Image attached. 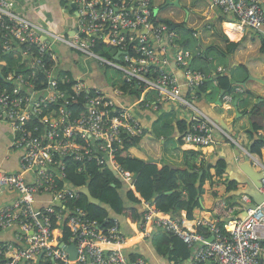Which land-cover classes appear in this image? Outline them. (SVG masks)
Here are the masks:
<instances>
[{
	"label": "built area",
	"instance_id": "2783aa9c",
	"mask_svg": "<svg viewBox=\"0 0 264 264\" xmlns=\"http://www.w3.org/2000/svg\"><path fill=\"white\" fill-rule=\"evenodd\" d=\"M70 1L76 5L75 24L72 34L64 36L21 15L12 0H0L3 36L28 44V73L9 70L6 80L13 87L0 88V118L12 124L14 145L21 151L19 172L0 169V194L18 193L17 200L0 210V231L14 230L11 241H0V264H39L41 260L148 264L144 257L130 258L123 251L128 240L118 218L105 227L85 208L67 205L69 195L77 197L78 191L88 185L77 187L74 193L68 183L61 185L59 181H66L67 159L71 157L78 170L95 160L102 167L110 165L130 182L116 152L124 135H143L144 129L133 106L119 100L135 94L144 108L157 110L164 101H170L181 110H196L194 92L212 76L192 66L193 58L200 53L179 46L177 31L156 14L155 0ZM210 1L233 16L242 29L264 34V0ZM2 44L0 35L1 66L3 53L13 50L12 44L3 48ZM70 55L83 63L71 65L72 75L61 72V59ZM170 55L184 70L192 96L184 95L179 78L170 70ZM45 58H52L54 63L43 68ZM92 64L115 69L121 77L113 86L94 85L85 76ZM150 93L156 97L150 98ZM224 99L234 101L232 94ZM191 123L183 137L187 143L203 147L214 143L215 128L222 129L203 113L193 117ZM260 182L264 192V175ZM41 195L50 198L37 206ZM248 201L244 196L243 203ZM223 202L217 203L215 213L226 217L225 226L205 220L203 225L208 226L209 234L188 228L180 219L144 202L140 234L149 235V226L155 225L178 236L191 251L190 264H264V203L244 207L246 216L232 219ZM63 221L71 230L69 242L64 241L61 231H54V224ZM73 242L76 260L65 248Z\"/></svg>",
	"mask_w": 264,
	"mask_h": 264
},
{
	"label": "crops",
	"instance_id": "0c3cea01",
	"mask_svg": "<svg viewBox=\"0 0 264 264\" xmlns=\"http://www.w3.org/2000/svg\"><path fill=\"white\" fill-rule=\"evenodd\" d=\"M12 1L15 3L16 10L29 20L60 35H71L75 16L74 12L69 10V6L71 7L70 0ZM178 1L179 4L175 3L176 0H155L153 8L161 21L168 22L171 28L175 25L172 29L176 30L177 34L181 33L180 37L183 35L186 39L185 45L180 43L181 40L178 39L181 48L200 53L199 56L197 54L193 58L192 66L197 70L206 71L205 73L212 76L205 80V83L208 84L202 92V97L197 96V99L194 100L193 105L198 111L196 112L195 109L181 110L176 102L170 101H164L157 110L151 107L144 108L135 94L124 96L119 101L125 106H133L134 115L144 129L145 135L143 134L144 137L140 145L132 148L130 154L133 157H142L143 159H147L148 156L152 157L151 161L157 164L158 169L163 168L164 165H169L181 171L188 170L196 175V186L199 187L202 184L200 205L194 209L192 217L188 216L186 199L181 206L174 209L170 214H166L180 219L188 228L209 234L208 226L203 225L205 220L216 222L220 226L226 220V217H220L215 213L219 201H224L225 209L231 218H242L245 217L246 210L244 207L261 204L256 203V200H260L259 196L264 195L260 188L261 185L258 186L255 182L258 180L261 184L260 181L263 176L260 178V175H264V157L251 151L255 138L247 133L251 124V118H247V115L250 117L247 111L253 107L249 104L245 109L242 105L247 99H249V103L251 100H258V104L264 103L262 101L264 100V48L262 47L264 34L254 30L257 34H252L250 28L242 29L239 22L233 19V16L225 14L220 7L214 5L210 0ZM66 3H70V5H66ZM41 5L44 6V11L40 10ZM172 6L177 8L171 9ZM159 9L164 12L162 15ZM181 26L188 28L185 33L192 34L194 40L192 49L189 48L191 39L179 31ZM243 39H245V43L241 44ZM232 42L239 45L236 50L229 52ZM14 52L17 55L8 54L2 57V65H8L15 70H25L28 61L23 60L18 51ZM74 58L82 63L80 58L72 55L62 58L61 62L66 65H73V63H77ZM238 67H242L248 76L257 79L251 81L248 77L239 78ZM170 70L179 78L184 95L189 96L190 94L192 96L186 83L187 78L184 70L176 64L173 55H170ZM221 71L232 78L234 93L244 94L242 103L239 102L238 98L234 101L224 99L227 92L215 79L217 72ZM88 79L97 86H113L114 84L110 78L108 80L104 71L96 67L95 64L91 66ZM250 82H257V84ZM239 87L243 89V92L237 91ZM149 96L150 98L156 97L155 93H150ZM244 110L247 111L244 112ZM201 113L207 115L220 128L224 129L238 144L233 139L228 138L226 134L224 135L222 129L221 131L215 128V140L210 146L198 148L182 145L179 142L181 136L179 120L185 119L191 122L193 117ZM162 118L170 119L171 125L159 121ZM259 119L264 123V113ZM158 133L162 135H157ZM257 137L264 138V130H260ZM14 138L15 130L12 124L0 118V169L9 172H19L21 168V151L15 147ZM192 149L197 150V152H190L189 150ZM108 168L114 174L110 165ZM126 171L131 178L130 182L124 177L114 174L122 184V197H124L127 206H135L143 214L145 211L144 203H133L127 195L131 189L135 191L136 174ZM199 172L203 173L200 174ZM26 175L28 179V173ZM203 176L205 179L202 183ZM136 195L140 196L138 192ZM244 196L249 197L247 203H243ZM17 198V192H2L0 194V210L10 206ZM49 198L47 195L39 196L36 200L37 206L44 205ZM102 203L105 204L104 207L107 208L111 218H118L122 231L128 240L123 251L130 258L144 257L148 264H190L191 256L184 259L178 256V253L173 252L174 244L171 241H165L169 235L162 228L150 225L148 228L150 234L142 236L140 234L142 221L138 224L132 223L125 215H120L114 211L109 204ZM13 234V229L0 231V241H11Z\"/></svg>",
	"mask_w": 264,
	"mask_h": 264
},
{
	"label": "trees",
	"instance_id": "16d2710c",
	"mask_svg": "<svg viewBox=\"0 0 264 264\" xmlns=\"http://www.w3.org/2000/svg\"><path fill=\"white\" fill-rule=\"evenodd\" d=\"M235 19V18H233ZM157 21H159L157 19ZM232 21V20H228ZM3 30L0 28V35L2 36L3 44L2 48L5 45L12 44L13 50L3 53L2 57L8 54H16L14 51H18L23 60L28 61V44H21L17 40L9 41L6 37L3 36ZM178 34L180 43L183 45L186 44V39L183 35ZM238 43L232 42L229 52L234 51L238 47ZM35 51L36 46L30 45ZM264 48V45L262 46ZM26 54H24V52ZM224 54V52H223ZM17 55V54H16ZM199 56V55H198ZM75 62L79 60L74 58ZM54 63L52 58H45L41 66L43 68L50 67ZM69 70H68V68ZM27 68V67H26ZM61 72L66 74H73L74 71L71 69V65L61 66ZM105 67H100L99 69L104 70ZM13 70L8 65H0V88L11 90L13 85L11 82L6 80L8 71ZM203 71V70H201ZM206 72V71H203ZM25 73H28V68L25 69ZM216 80L219 82V85L227 92V94H232L234 99L238 98L239 102H243V95L234 93V87L232 86V78L225 74L223 71L217 72ZM90 73H87L85 76L89 77ZM43 75V72L39 74ZM212 80V79H210ZM88 82L92 83L89 79ZM205 84V85H204ZM208 83L201 84L196 90L195 94L198 97H202V92L205 90ZM204 85V86H203ZM37 88L41 89V85L38 83ZM224 95V96H225ZM190 96V94H189ZM163 109V108H162ZM247 110H244L246 112ZM250 114L251 124L250 128L247 129V133L255 138L254 143L251 147V151L259 154L264 157V138L257 137V134L260 130H264V123L259 119L263 116L264 108H262L261 103H257L250 111H247ZM164 124L172 123L171 120H166L165 118L160 119ZM180 137L179 142L182 145H190L191 147L204 148L203 146H198L194 144L187 143L183 137V132L191 126V122L186 121L185 119H180ZM171 125V124H170ZM163 131V130H162ZM145 135V134H144ZM144 135H129L126 134L123 136V144L120 146L116 152L118 162L123 166L124 169L136 174L134 181L135 191L140 194L136 195L134 190L128 192V198L133 203L149 202L152 203L156 208L161 211L170 214L174 209L181 206L185 199L187 200V211L188 216L192 217L194 209L200 205V193H202V184L201 186H196L197 177L195 174L190 173L188 170L181 171L178 168L171 167L169 165H164L163 168L158 169L156 163L152 162V157L148 156L147 159L142 157L132 156L130 153L132 148L140 145ZM157 135H162L158 133ZM190 152H197V150H189ZM67 177L66 181L60 180L59 183L64 185L68 183V186L72 192L75 193L77 187L88 185L91 193L99 198L102 202L109 204L114 211L120 215H125L130 222L138 224L141 221L143 214L135 206H127L125 204V199L121 194V182L114 176L112 171L106 166L102 167L97 164L95 160H92L82 167L81 170H78V165L75 160L71 157L67 159ZM222 164V168H223ZM205 176H203V180ZM77 197L69 195L70 200L67 202V205L74 206L78 205L85 208L89 215L92 218L99 220L105 227L112 225L114 218H111L107 208L104 206H99L93 204L89 201L86 195L78 191ZM73 197V198H72ZM188 217V218H189ZM222 227L225 226L223 222ZM54 231L63 234V239L66 242L70 241L71 230L66 221L55 223ZM169 235L165 241H171L174 244L173 252L178 253V256L182 258H190L191 251L188 249L186 243H184L178 236L166 232ZM39 264H63L62 261H52V260H41Z\"/></svg>",
	"mask_w": 264,
	"mask_h": 264
},
{
	"label": "rangeland",
	"instance_id": "374dc122",
	"mask_svg": "<svg viewBox=\"0 0 264 264\" xmlns=\"http://www.w3.org/2000/svg\"><path fill=\"white\" fill-rule=\"evenodd\" d=\"M65 1V0H64ZM40 4H42V3H40ZM66 5H70V3H66ZM164 5H165V3H164ZM179 6V5H178ZM174 8H177V7H175V6H172L171 7V9H174ZM40 10L41 11H44V6L43 5H41L40 6ZM160 10V9H159ZM164 12H161V10H160V14L162 15ZM169 15V14H168ZM168 15H166V16H168ZM164 16V15H163ZM170 17V16H169ZM168 19V18H167ZM168 20H170V19H168ZM188 28H185L184 26H181L180 27V32H183L184 33V35H187L186 37H189L190 39H191V42H190V46H189V48L190 49H192L193 48V38H192V34H190V33H185V31L187 30ZM252 34H257L256 32H254L253 30H251L250 31ZM253 36V35H252ZM243 41V42H242ZM241 42V44H244L245 43V39H243ZM251 55V54H250ZM249 55V56H250ZM224 60V59H223ZM263 61V60H262ZM238 70L240 71V74H238V77L239 78H241L242 77V79H245L246 77H248L249 78V76H248V74H246L244 71V69L242 68V67H238ZM104 73L106 74V77L108 78V80H109V78L113 81V82H116V80L117 79H119L120 77H121V73L119 72V71H117V70H115V69H109V68H104ZM238 78V79H239ZM251 81H254V79H250ZM238 81H240V80H238ZM250 83H252V84H257V82H250ZM243 96H244V94H243ZM249 99H247L246 100V102H243L242 103V105H243V107L246 109V107L249 105V104H251V107H254L255 105H257V103H258V100H255V101H252L251 100V102L249 103V101H248ZM262 101H264V100H262ZM254 105V106H253ZM263 105H264V103L263 102H261V106L263 107ZM247 118L249 119L250 117H249V115H247ZM240 197V196H239Z\"/></svg>",
	"mask_w": 264,
	"mask_h": 264
},
{
	"label": "water",
	"instance_id": "95a60500",
	"mask_svg": "<svg viewBox=\"0 0 264 264\" xmlns=\"http://www.w3.org/2000/svg\"><path fill=\"white\" fill-rule=\"evenodd\" d=\"M175 3H176V4H179V1L176 0ZM75 8H76V5H75L74 3L71 2V9H74V10H75ZM263 8H264V6H263ZM174 27H175V25L172 26V28H174ZM71 34H72V33H71ZM117 56H118V55H116L115 58H117ZM249 78H250V79H255V80L257 79V78H254V77H252V76H249ZM219 103H220V100H219ZM236 103H237V102H236ZM111 168H112V167H111ZM112 170H113V172H114L115 175H117V176L119 175V173H118L116 170H114L113 168H112ZM199 173L202 174L203 172H199ZM262 176H263V175L261 174V175H260V178H261ZM199 182H200V181L198 180V183H199ZM255 182H256V184H258V186L261 185V184L258 182V180L255 181ZM80 191H81L82 194H84V195L87 196V198L89 199V201H90L91 203H93V204H97V205H103V206H105V204H103L99 198L95 197V196L91 193V191H90V189H89V186L83 187ZM260 195H261V194H260ZM259 197H260V200H256V203H262V202H263V200H264V195H261V196H259ZM251 207H256V204H252ZM246 213H247V212L245 211V216H246ZM232 219H236V217H234V218H232ZM62 245H64V242L62 243ZM65 248L68 250V252H69V254H70V257H71L73 260H76L78 254H77V248H76V244H75V242H73V243H71V244H67V245L65 246Z\"/></svg>",
	"mask_w": 264,
	"mask_h": 264
},
{
	"label": "flooded vegetation",
	"instance_id": "af4514ba",
	"mask_svg": "<svg viewBox=\"0 0 264 264\" xmlns=\"http://www.w3.org/2000/svg\"><path fill=\"white\" fill-rule=\"evenodd\" d=\"M69 10H72L73 11V9H71V7L69 6ZM74 12V11H73Z\"/></svg>",
	"mask_w": 264,
	"mask_h": 264
}]
</instances>
